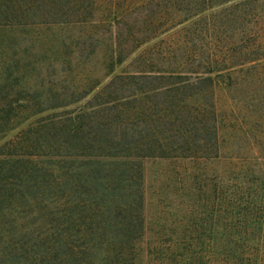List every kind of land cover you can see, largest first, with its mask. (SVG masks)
Returning <instances> with one entry per match:
<instances>
[{
  "label": "trees",
  "instance_id": "1",
  "mask_svg": "<svg viewBox=\"0 0 264 264\" xmlns=\"http://www.w3.org/2000/svg\"><path fill=\"white\" fill-rule=\"evenodd\" d=\"M76 1L0 0V264H264V101H234L250 122L244 132L203 101L217 84L242 98L264 87V0H193L170 28L218 9L234 42L148 52L135 73L112 76L130 57L114 44L89 89L25 101L21 45L5 46L3 35L84 25L93 17ZM109 76L108 85L127 81V97L106 86L79 101ZM138 96L147 101H129ZM147 160L185 162L190 181L180 196L188 218L153 235ZM222 161L224 170L208 173Z\"/></svg>",
  "mask_w": 264,
  "mask_h": 264
},
{
  "label": "rangeland",
  "instance_id": "2",
  "mask_svg": "<svg viewBox=\"0 0 264 264\" xmlns=\"http://www.w3.org/2000/svg\"><path fill=\"white\" fill-rule=\"evenodd\" d=\"M138 1L140 0H79L76 5L84 7L93 17L84 25L36 27L25 32L15 31L3 35L5 46L8 39H15L14 41L21 45L17 59L22 60L19 68L21 74L25 75V90L30 91L29 94H24L25 101H44L49 93L71 94L84 83H88L85 90L89 89L93 86V80L87 77L105 74V55L114 44H121L122 55L128 54L130 57L120 67L115 68L112 76L135 73L138 69L136 59L144 58L148 52L149 55H154L157 51L183 48L185 52L194 53L200 48V41L207 43L211 37H221L234 42L230 31L225 30L227 25L224 21H215L220 16V12L215 13L218 9L211 15L194 17L170 28L194 11L193 0H145L150 2L145 6L137 3ZM113 15H117L115 20H112ZM262 26L263 22L259 19L257 28ZM251 27L254 29L253 24L249 25V29ZM241 28L243 26L239 27L240 35L236 38L237 41L243 36ZM146 41L148 43L139 46ZM61 53H66L65 60L62 59ZM67 63L70 65L67 66ZM255 72L257 76L261 75V67L256 68ZM112 76L95 86L79 101H90L96 93L103 94L106 86H109L107 92L111 95L127 97L129 94L122 92V87H127V81L116 79L108 85ZM260 77L261 81L263 78ZM80 90L84 91L82 88ZM247 90L252 91L246 94V98H242L239 93L230 96L224 85L217 84L212 98L207 96L203 101H214L218 114L229 118L228 123H223L228 127L243 125L244 132L250 122L243 121V106L236 105L234 101H264V87L258 89V86H255V90L252 87ZM146 97L148 96H138L137 100L129 101H147ZM248 105L247 102L248 110H252ZM225 163L229 165L228 160ZM223 165L222 161L220 165L209 166L208 173L213 174L217 169L218 172L224 170L226 167ZM144 167L147 186L146 218L150 235L160 231L164 233L177 227L180 218H188L189 211L183 210L180 196L186 193L190 185L185 176V172L189 171L186 163L182 161L147 160Z\"/></svg>",
  "mask_w": 264,
  "mask_h": 264
}]
</instances>
